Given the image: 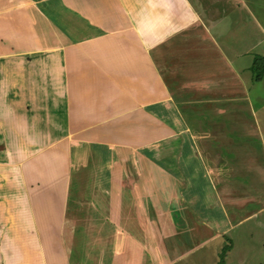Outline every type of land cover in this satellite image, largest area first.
<instances>
[{
	"label": "crops",
	"instance_id": "1",
	"mask_svg": "<svg viewBox=\"0 0 264 264\" xmlns=\"http://www.w3.org/2000/svg\"><path fill=\"white\" fill-rule=\"evenodd\" d=\"M241 5L0 0V197L25 198L0 204V222L12 225L21 242L0 247L3 264H85L91 254L63 244L65 234L69 241L88 238L77 230L66 233L77 210L84 221L111 226L94 237L110 241L94 264H177L226 234L236 236L247 220L263 224L257 214L264 206L248 217L228 210L247 207L243 199L237 204L238 191L246 193L242 172L254 170L256 157L264 161L259 123L238 113L245 108L246 69L233 67L241 48H232L229 37L232 25H245ZM215 32L227 34L216 40ZM226 104L238 116L225 119ZM199 110L223 118L200 117L193 131L186 113ZM52 151L66 161L62 201L42 204L46 211L40 212L36 196L48 185L37 178L50 172L35 162ZM132 157L136 163L123 168ZM74 169L108 178L97 183L105 194L99 190L96 197L90 187L74 185ZM25 215L30 230L22 227ZM1 233L10 237L9 230Z\"/></svg>",
	"mask_w": 264,
	"mask_h": 264
},
{
	"label": "rangeland",
	"instance_id": "2",
	"mask_svg": "<svg viewBox=\"0 0 264 264\" xmlns=\"http://www.w3.org/2000/svg\"><path fill=\"white\" fill-rule=\"evenodd\" d=\"M235 1L236 4L238 3V1L240 3H243L244 4L243 6H245L246 8L245 25L242 26L241 30H238L235 27V24L232 25L231 26L232 32L229 37L230 45L232 48L234 47L241 48L240 56H238L237 54H235V56H232L233 60H237V64H234L233 67H235L240 71L242 70L244 71L246 69L244 74L246 76L247 96L245 99L246 102L243 104V107L245 108L243 109V111L239 110L238 113L240 117L245 121L247 120V121H253L259 123L263 137V142H264V78L258 81L252 80L253 72L250 71V67L254 62V56L257 54L264 56V0H235ZM243 6L241 5V8ZM221 9L223 10L224 8H219L217 10L221 12L222 11ZM223 11L226 12L227 9ZM236 11L237 9L233 8L228 10V13L230 12L231 14H233ZM232 19L234 20V16L232 17ZM226 34L227 33H223V34H219L218 36L215 32L216 40H218L220 36L222 37L225 36ZM218 42L221 43L222 41L219 40ZM225 43H227V41ZM214 59L216 60V58ZM214 65L218 66V63L214 62ZM215 70H212V72L214 73ZM219 76L220 74L216 75L218 79ZM230 86L231 89L234 88L233 84L232 85L230 84ZM236 89H239V87ZM236 94L242 96V94L239 92H237ZM227 106L228 104L224 106V108L226 109V113L223 114L225 119L230 120L231 116H233L232 118H234V116H238V114L235 113L234 107L232 105L229 104V106L228 107ZM200 117L201 118L206 117L204 118V122L214 121L216 119L223 118V116L220 117L219 115H209V114L204 115L203 113H201V110L197 112L186 113V118H188L193 131L195 130L193 127L194 123L197 125V121H200ZM255 142H256L255 144L257 151H259V147H261L260 142L257 140ZM251 159L252 158L249 157V161L244 162L247 168H250L249 167L250 164H253V160ZM35 163L37 165L38 163H40L39 165H41L44 168V170L48 169L50 172L48 176L45 174H40L39 177L37 178L43 184L45 183L46 185H48L47 188L40 189L39 195L36 196V200L40 203V212H45L46 209L45 208L43 209L44 205L42 204L45 205L46 203L53 204L62 201L60 193H61V189L64 188L63 184H65L64 177L66 174V161L61 155H57V153H54L52 151L51 153L45 154L44 156L40 157ZM122 163H123L122 167L127 168L129 165L136 163V160H134V158L132 157L131 160H129L128 162L125 161ZM140 164H142V162H140ZM38 169L41 171L40 168ZM77 171L78 170L74 169L73 172L74 174L72 176V182L74 185L83 184L86 185L87 187H90V190L93 192L94 196L96 197H98L99 190L101 192L103 190L105 194L106 187L105 186L100 187V185L105 183L106 178L104 181L103 176H98L97 172L94 170L81 169V171L79 172ZM242 174L244 175L245 178L244 179L241 178V181L244 180L246 182V193L241 190L238 191L237 204L238 206H241L243 199L247 201V207L228 209L230 210L231 216L235 218L242 217L243 215L247 217L251 216L253 211L258 212L257 211L258 208L264 206V161L256 157L254 170L253 171L248 170L246 172H242ZM2 179L4 180V178ZM233 179L238 180V178L236 177H233ZM106 182H110V180L107 178ZM97 183H99L100 185H98ZM234 186L232 188H234ZM240 187L242 186L240 185ZM79 189L81 190V188ZM72 191L73 192L76 191L74 186ZM92 192H87L86 194H84V196L88 197V195H90V193ZM235 192H237L236 188H235ZM8 195L9 194H5V196L1 195L0 204L1 202L3 204L9 202L15 203L16 201L18 202L19 200L23 202L25 201L23 194L16 197V199L13 198L14 196H8ZM78 195H73L72 197L76 199ZM73 203L74 202H71V207L73 206ZM231 204L233 205L232 202ZM58 206L55 205L56 208ZM24 211L27 212L26 210ZM83 214L84 213H82V210L81 213L79 210L71 213L69 217L70 226H68L66 233H68L69 229L77 230L78 232L85 233L88 236V238L82 239L80 241H69L66 240V234H65V239L64 241L62 239V241L66 249L75 248V249H80L85 253H88V255L91 254L92 257L86 256L87 262L85 264H94V258L97 255L96 252L104 250L105 249L104 246H108V247L110 246L109 240H103V242H101L95 240L94 237H98L102 235L101 231L99 230L100 227L111 228V226L101 223L98 224V221H92L94 224H91L89 223L88 220L84 221ZM260 216L261 218L264 219V212L261 215L257 214V217H259V219ZM0 219H2L1 215H0ZM73 220L75 221V223L76 222L78 223V221H80L82 229H80L79 226H78L79 228H76L75 226L74 229L72 226L74 224ZM90 225L92 227L91 231L89 230ZM22 227L23 229L26 230L32 229V227H30V221L28 217H26V215L23 217ZM46 227H47L46 224L44 226H41L42 231H44V237L46 236L48 237L51 235L50 233L46 232ZM56 227L54 229H56ZM12 228H13L12 225H9V223H7L6 221L5 223L4 221L0 222V233L7 230H9L10 232L9 233L10 237H7L8 235H5V238L2 237V233H1L0 247L6 248L13 243L17 245L21 244V242H19L20 240L18 239L20 238V236L17 235L15 237L16 233L12 232L13 230ZM239 229L235 231L236 236L231 237V235L226 234L227 236H224L225 240L222 241L221 243H216L214 241L208 244L207 247H204L202 250L196 252L194 256L186 258L185 260H182L177 264H264V220H263V224L261 225H259L257 219L256 221L247 220L244 222L242 230ZM104 230H105V234H109L111 232V229H104ZM243 230L246 232L245 239L242 233ZM26 235L28 236L27 231L24 236ZM29 238L32 241H35L34 236L33 237L29 236ZM60 238H62V236H60ZM9 239H11V241H9ZM44 241H45L44 246L49 248H51L54 243L52 240H44ZM32 243H33L32 246L35 247V242ZM202 253L207 254V256L204 255L201 256ZM74 256H76V254H74ZM5 259L7 258L0 257V264H3L2 262ZM70 260L71 263H74L72 257L70 258Z\"/></svg>",
	"mask_w": 264,
	"mask_h": 264
},
{
	"label": "trees",
	"instance_id": "3",
	"mask_svg": "<svg viewBox=\"0 0 264 264\" xmlns=\"http://www.w3.org/2000/svg\"><path fill=\"white\" fill-rule=\"evenodd\" d=\"M250 71L253 72L252 80H261L264 78V56L263 55H255L254 62L250 67Z\"/></svg>",
	"mask_w": 264,
	"mask_h": 264
}]
</instances>
